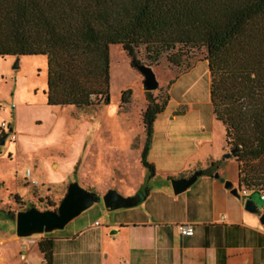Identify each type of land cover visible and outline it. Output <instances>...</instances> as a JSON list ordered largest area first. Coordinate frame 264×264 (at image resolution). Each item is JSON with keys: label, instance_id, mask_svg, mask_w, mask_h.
I'll return each mask as SVG.
<instances>
[{"label": "trees", "instance_id": "obj_1", "mask_svg": "<svg viewBox=\"0 0 264 264\" xmlns=\"http://www.w3.org/2000/svg\"><path fill=\"white\" fill-rule=\"evenodd\" d=\"M112 45L136 70L144 64L140 54L148 67L163 56L180 66L189 50L202 48L212 112L224 127L226 150L235 149L238 186L264 193V0H0V57L46 58L49 107L107 105ZM146 100L140 163L153 176V124L169 98L160 104L146 91ZM50 233L38 240L47 264Z\"/></svg>", "mask_w": 264, "mask_h": 264}, {"label": "rangeland", "instance_id": "obj_2", "mask_svg": "<svg viewBox=\"0 0 264 264\" xmlns=\"http://www.w3.org/2000/svg\"><path fill=\"white\" fill-rule=\"evenodd\" d=\"M109 56V103L82 109L47 106L44 56L18 57L17 67H14L16 57H0V128L2 123L6 124L9 133L0 146V231L13 224L12 219L19 211L31 207L56 210L71 182L101 197L110 189L129 185L130 176L139 180L140 155L134 146L139 137L141 145L145 142L141 120L147 104L143 76L130 66L120 45H112ZM140 57L147 66L143 54ZM150 68L158 83L150 94L160 104L167 97L170 99L167 111L177 110L175 122L190 124L191 133H196L193 124L206 127L211 123L210 78L202 48L189 50L180 66L169 63L163 56ZM126 90H130L129 102L124 104L121 95ZM10 128L15 140H10ZM216 131L219 132L218 128ZM76 152V157L82 153V158H78L75 167ZM26 169L31 171L37 185L24 180ZM146 186L150 184L146 182ZM248 198L259 209L264 208L260 192ZM92 211L81 214L88 223L94 218L90 216ZM70 223L50 236H60L72 227ZM40 235L30 237L36 240Z\"/></svg>", "mask_w": 264, "mask_h": 264}, {"label": "crops", "instance_id": "obj_3", "mask_svg": "<svg viewBox=\"0 0 264 264\" xmlns=\"http://www.w3.org/2000/svg\"><path fill=\"white\" fill-rule=\"evenodd\" d=\"M169 102L153 124L147 160L154 175L140 163L139 180L130 176L129 185L114 187L123 196L143 194L148 188L147 195L136 206L117 211H108L102 200L91 205L82 212L93 210L90 223L80 213L71 220L72 227L54 238L52 264H264V223L259 221L264 208L258 214L244 208L246 198L258 191L241 194L238 163L233 156L223 158L227 152L223 125L212 112L211 123L206 127L195 123L196 133H191L190 124L175 122L176 109L167 111ZM134 147L140 155V137ZM76 156L77 152L73 162ZM212 162L216 163L213 172L204 174ZM198 170L202 174L193 184L181 193L173 192V178H187ZM226 181L232 183L230 188L224 186ZM234 188L237 195L231 193ZM12 220L6 231H0V264H22L20 254L28 264H47L39 239L27 243L30 236H17ZM180 224L192 225L193 234L181 235Z\"/></svg>", "mask_w": 264, "mask_h": 264}, {"label": "water", "instance_id": "obj_4", "mask_svg": "<svg viewBox=\"0 0 264 264\" xmlns=\"http://www.w3.org/2000/svg\"><path fill=\"white\" fill-rule=\"evenodd\" d=\"M18 57L14 67H17ZM139 73L143 76V88L145 91H152L158 87L157 80L153 70L145 65L137 66ZM12 129H9V132ZM6 133L0 139V146L5 143L7 138ZM235 149H230L229 152L223 154V158L233 156ZM202 171H194L187 178H178L171 180L172 190L175 194L185 191L191 184L195 182ZM218 177V173L214 174ZM224 186L230 188L232 183L226 181ZM231 193L237 195V188L232 189ZM143 199V194L136 193L130 196H123L115 189L108 190L103 196L97 195L82 188L77 182H71L66 190L65 195L60 201L56 210H38L31 207L24 211H19L15 216V232L19 237H29L32 235L42 234L44 232H52L64 228V226L80 213L88 209L91 205L102 200L104 207L108 211H114L122 208H130L136 206ZM245 210L258 214L260 210L255 202L248 198L244 202ZM259 221L264 223V212L260 214ZM115 230H112L114 233Z\"/></svg>", "mask_w": 264, "mask_h": 264}, {"label": "built area", "instance_id": "obj_5", "mask_svg": "<svg viewBox=\"0 0 264 264\" xmlns=\"http://www.w3.org/2000/svg\"><path fill=\"white\" fill-rule=\"evenodd\" d=\"M5 126L6 124L2 123L1 125V130H5ZM12 132V131H11ZM9 134V133H8ZM7 134V135H8ZM10 140H15L16 139V135L12 132L10 135ZM25 177H26V180L31 184V185H37V181L35 179L32 178V174H31V171L29 169H27L25 171ZM250 190L246 189V188H241V194L242 195H246ZM261 199H264V193H261ZM96 224H99L98 222H96ZM178 231L181 235H186V236H189V235H192L193 234V227L192 225L190 224H180L178 225ZM35 242V239L29 237L28 240H27V243H34ZM26 245V244H25ZM25 245H23V248H25ZM20 259H21V263L22 264H28L26 262V259H25V255L24 254H20Z\"/></svg>", "mask_w": 264, "mask_h": 264}, {"label": "flooded vegetation", "instance_id": "obj_6", "mask_svg": "<svg viewBox=\"0 0 264 264\" xmlns=\"http://www.w3.org/2000/svg\"><path fill=\"white\" fill-rule=\"evenodd\" d=\"M7 133L6 130H1L0 129V139L2 138V136H4Z\"/></svg>", "mask_w": 264, "mask_h": 264}]
</instances>
